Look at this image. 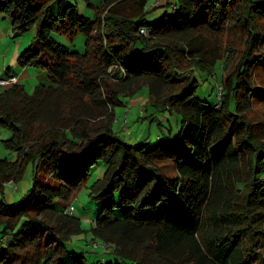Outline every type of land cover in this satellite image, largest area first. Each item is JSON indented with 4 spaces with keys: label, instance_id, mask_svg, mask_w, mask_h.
Returning <instances> with one entry per match:
<instances>
[{
    "label": "trees",
    "instance_id": "1",
    "mask_svg": "<svg viewBox=\"0 0 264 264\" xmlns=\"http://www.w3.org/2000/svg\"><path fill=\"white\" fill-rule=\"evenodd\" d=\"M84 1L92 16L76 0H0L16 35L35 28L18 65L49 82L32 95L19 81L0 89L4 144L17 152L0 158V264H264V121L247 116L254 101L264 104L252 79L264 65V0ZM233 31L246 37L242 55L208 105L194 72L225 69L206 38ZM53 33L86 35L84 52ZM144 85L176 114V133L127 143L114 107ZM99 165L93 239L110 250L89 263L70 247L83 229L67 208ZM28 166L31 187L9 203L5 186Z\"/></svg>",
    "mask_w": 264,
    "mask_h": 264
},
{
    "label": "rangeland",
    "instance_id": "2",
    "mask_svg": "<svg viewBox=\"0 0 264 264\" xmlns=\"http://www.w3.org/2000/svg\"><path fill=\"white\" fill-rule=\"evenodd\" d=\"M74 2V0H70ZM155 0H150V5ZM85 10L83 11V9ZM79 11L85 15L92 16L87 7L79 6ZM164 8H159L149 14L150 21L159 19ZM0 17V57L8 63H1L0 78L5 75L8 65L12 66L13 72L17 73V80L24 86L25 91L32 95L39 84L49 85L46 74L38 75L33 67L23 69L18 65L17 59L21 51L27 47L35 37V28L27 31L22 35H16L12 30L8 19ZM264 30V22L260 23ZM53 37L62 45L69 47L71 50L84 52L86 35L79 33L73 40L63 34L53 33ZM207 48L216 49V55L222 57L227 62L225 69L219 65L216 66L214 74H206L200 71L194 72V78L198 82L197 96L213 105L217 102L218 90H220L221 78L227 77L237 68L239 58L242 55L245 44V35L239 31L223 34H208ZM24 42L21 45V42ZM264 51V44L261 46ZM227 55V56H226ZM263 65V64H262ZM258 65L253 69V84L264 86V65ZM166 91V90H165ZM166 92H164V96ZM163 96V97H164ZM126 102L123 105H116L115 121L113 128L116 134L127 143H137L145 140H155L158 135L167 134L169 128L173 133L177 128V117L174 112L163 109L161 104L152 103L150 99L149 87L142 86L132 97H123ZM247 116L253 121H264V104L254 101L251 108L247 111ZM176 133V132H175ZM9 137V132L0 127V158H9L15 160L17 152L5 147L4 140ZM105 171L103 165L97 166L89 176L88 180L71 196L69 205H73L74 214L80 218L83 231L80 234L72 235L70 238V247L76 250H83L91 263L96 259L102 261L106 258V252L110 250L99 239H93L92 231L93 220L97 217L102 209V204L95 203L90 197V187L93 182L101 178ZM24 172V171H23ZM22 179L17 183H8L5 186V197L9 203L19 201L27 193L32 185V167L28 166L22 175ZM118 213V211H116Z\"/></svg>",
    "mask_w": 264,
    "mask_h": 264
},
{
    "label": "crops",
    "instance_id": "3",
    "mask_svg": "<svg viewBox=\"0 0 264 264\" xmlns=\"http://www.w3.org/2000/svg\"><path fill=\"white\" fill-rule=\"evenodd\" d=\"M76 2H77V4L80 6L81 5V7L83 8V7H86V5H85V1L84 0H76ZM85 10V8L83 9V11ZM91 14H92V11H91ZM1 19H6V18H1ZM8 22H9V24H10V21L8 20ZM10 26H11V24H10ZM24 42L22 41L21 42V45L23 44ZM8 63L7 62V60H6V56L4 57V61L2 60V58L0 57V65H1V63ZM13 68H12V66L11 65H8V68H7V74L8 75H16V76H18V74L17 73H15V72H13V70H12ZM26 69V68H25ZM27 69H30V68H27ZM34 70H36L37 72H38V75H43L44 74V72H42V71H40V70H37V69H35L34 68ZM6 74V75H7ZM2 76H5V75H2ZM21 84V83H20Z\"/></svg>",
    "mask_w": 264,
    "mask_h": 264
},
{
    "label": "built area",
    "instance_id": "4",
    "mask_svg": "<svg viewBox=\"0 0 264 264\" xmlns=\"http://www.w3.org/2000/svg\"><path fill=\"white\" fill-rule=\"evenodd\" d=\"M18 80H17V77L15 76H10V77H7V78H1L0 79V89H2L3 87H6L8 85H11V84H14L16 83ZM74 206L71 204L68 206L67 208V212L72 215L74 213Z\"/></svg>",
    "mask_w": 264,
    "mask_h": 264
}]
</instances>
